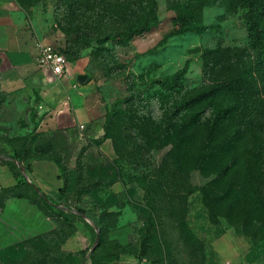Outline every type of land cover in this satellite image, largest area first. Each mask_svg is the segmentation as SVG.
I'll list each match as a JSON object with an SVG mask.
<instances>
[{
  "label": "rangeland",
  "instance_id": "374dc122",
  "mask_svg": "<svg viewBox=\"0 0 264 264\" xmlns=\"http://www.w3.org/2000/svg\"><path fill=\"white\" fill-rule=\"evenodd\" d=\"M15 2L45 21L56 50L75 53L71 68L92 82L95 138L49 154L64 204L84 222L65 225L29 187L0 192V264H84L92 252L226 264L238 238L240 264H264V70L254 61L250 8L238 0ZM131 27L143 29L103 41ZM32 112L0 125V153L30 146ZM85 223L95 225L93 243ZM74 236L86 251L77 258L67 250Z\"/></svg>",
  "mask_w": 264,
  "mask_h": 264
},
{
  "label": "crops",
  "instance_id": "0c3cea01",
  "mask_svg": "<svg viewBox=\"0 0 264 264\" xmlns=\"http://www.w3.org/2000/svg\"><path fill=\"white\" fill-rule=\"evenodd\" d=\"M44 22L28 16L15 0H0V125L14 122L18 112L30 116L33 108L31 114L35 115L36 125L29 120V127L31 131L36 128L37 132L22 163L16 162L19 172L6 162L8 159L0 157V192L27 183L54 209L70 212L61 194L62 180L57 163L49 154L62 151L79 136L95 138L89 131L92 82L78 79L82 73L71 68L73 63L62 78L38 68L37 44H50L45 38ZM126 214L128 223H133L130 212ZM72 239L67 250L80 251L78 238ZM239 240L231 253L222 258L226 264H240L246 247ZM117 263L145 264L121 255Z\"/></svg>",
  "mask_w": 264,
  "mask_h": 264
},
{
  "label": "trees",
  "instance_id": "16d2710c",
  "mask_svg": "<svg viewBox=\"0 0 264 264\" xmlns=\"http://www.w3.org/2000/svg\"><path fill=\"white\" fill-rule=\"evenodd\" d=\"M239 3L247 8H250V12L252 13L251 15V22H250V27H249V38L251 39L252 43V49L254 53V61L259 69L264 70V3H260L259 5L257 2L252 3L251 0H238ZM143 28L139 27H134V28H129L126 32H123L121 34H114L110 35L104 38L103 41L107 40H113L116 42H124L127 41L130 37L131 34H137L140 33ZM61 53L66 60L68 61L69 64H72L76 61V56L75 53L65 50L63 52L58 51ZM227 111H221L217 115L218 120L225 119L227 117ZM237 132H234V135L236 136ZM29 148L28 144L23 143L22 148L19 152L16 154H11V155H6L0 153V157L3 159H8V162L10 166L16 171L19 172L18 165L22 163V158L27 152V149ZM160 148H157L159 150ZM258 154L260 155V167L259 169L264 173V146H259L258 147ZM17 162V163H16ZM163 164V162H162ZM20 186H26L31 189V191L36 194L41 200L45 202V204L50 208L52 212H55V214L59 217H61L65 223V225H68V223H74L75 221H83L84 222V213L71 208L67 205L66 208L70 210V212L64 211V209H54L51 205H49L45 200L43 195L38 194V190L36 188H33L32 186L28 185L27 183H22L17 187ZM16 187V188H17ZM12 190V189H10ZM9 191V190H7ZM5 192V191H4ZM61 194H63V191L61 190ZM63 197V196H62ZM86 227L92 232V241L91 243L94 242V236H95V225H90L85 223ZM67 227V226H65ZM86 251L84 252H78V253H72L71 256L74 258H77L81 255H84ZM120 258V255L114 254V253H106L104 255L98 256L95 252H92L88 260L86 261V264H118V260ZM139 262H141L142 259L140 257L136 258ZM83 259L81 260L82 263Z\"/></svg>",
  "mask_w": 264,
  "mask_h": 264
},
{
  "label": "built area",
  "instance_id": "2783aa9c",
  "mask_svg": "<svg viewBox=\"0 0 264 264\" xmlns=\"http://www.w3.org/2000/svg\"><path fill=\"white\" fill-rule=\"evenodd\" d=\"M35 60L38 68L49 70L55 78H62L69 66L66 58L48 43L37 44ZM84 264H86V262Z\"/></svg>",
  "mask_w": 264,
  "mask_h": 264
},
{
  "label": "water",
  "instance_id": "95a60500",
  "mask_svg": "<svg viewBox=\"0 0 264 264\" xmlns=\"http://www.w3.org/2000/svg\"><path fill=\"white\" fill-rule=\"evenodd\" d=\"M79 79H81V78H79ZM82 80V79H81Z\"/></svg>",
  "mask_w": 264,
  "mask_h": 264
}]
</instances>
